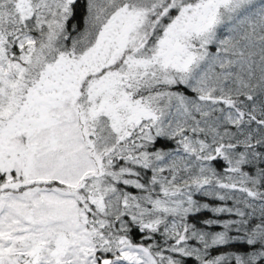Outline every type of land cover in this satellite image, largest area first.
<instances>
[{
	"label": "snow or ice",
	"instance_id": "1",
	"mask_svg": "<svg viewBox=\"0 0 264 264\" xmlns=\"http://www.w3.org/2000/svg\"><path fill=\"white\" fill-rule=\"evenodd\" d=\"M0 264H264V0H0Z\"/></svg>",
	"mask_w": 264,
	"mask_h": 264
}]
</instances>
